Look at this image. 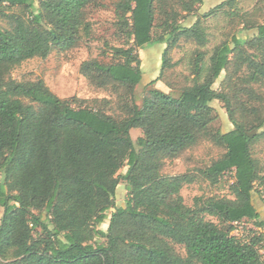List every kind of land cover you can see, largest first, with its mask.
Returning a JSON list of instances; mask_svg holds the SVG:
<instances>
[{"label": "trees", "instance_id": "1", "mask_svg": "<svg viewBox=\"0 0 264 264\" xmlns=\"http://www.w3.org/2000/svg\"><path fill=\"white\" fill-rule=\"evenodd\" d=\"M204 1L115 3L127 46L113 48V62L88 60L80 67L92 84L117 94L116 101L100 107L77 97L62 99L43 79L11 77L27 60L75 48L92 30L88 9L98 0H0V6L25 10L11 16L12 28L0 27V264L260 263L264 232L242 240L231 234L232 226L222 228L204 214L227 224L247 218L264 227L253 202L254 193H264V163L253 154L264 139V100L256 88L264 85V17L254 24L243 19L242 29L254 33H233L208 59L199 50L192 60L191 84L178 95L154 87L141 104L134 95L144 76L137 49L157 42L171 47L183 37L202 47L208 43L202 17L213 11L182 25L176 9L192 13ZM236 3L225 0L216 9ZM158 12L163 16L159 36ZM162 64L151 83L170 67L167 50ZM223 71L220 89H215ZM215 100L224 103L234 126L227 132L214 125ZM133 129L142 131L136 140ZM202 139L225 149L202 175L214 184L234 171V199L210 198L192 208L180 193L188 177L161 171L166 160ZM121 180L128 199L117 206ZM109 211L105 230L100 225ZM169 241L184 245L187 256L176 254Z\"/></svg>", "mask_w": 264, "mask_h": 264}, {"label": "rangeland", "instance_id": "2", "mask_svg": "<svg viewBox=\"0 0 264 264\" xmlns=\"http://www.w3.org/2000/svg\"><path fill=\"white\" fill-rule=\"evenodd\" d=\"M118 0H98L88 9V18L91 22L92 30L89 34L83 35L80 43L68 51H59L54 49L47 58L35 57L16 66L11 77L17 81H36L43 79L52 92L62 99L77 97L85 100L89 104L99 103L100 107H105L107 101L117 100V94L109 87H98L92 84L80 71L83 62L88 60H98L103 63L113 62V48L124 46L126 40L124 34L118 28L115 15V3ZM225 0H205L201 5H197L192 13L182 12L176 8L179 13L178 22L182 25L194 23L203 14L212 12L209 17H202V22L208 31V43L202 47L193 40L181 38L175 45L168 47L167 43L157 42L145 48L137 49L136 54L141 58V67L144 71L143 81L135 86L134 95L138 104L142 103L143 97L151 88H159L166 93L178 95L187 85H190L193 77L191 71L192 60L197 52H206V58L211 55L213 48L225 40H230L231 35L236 32H242L246 37L253 34L254 30H243V19H247L250 24L261 21L264 17V0H237L234 7L228 5L221 9L216 7ZM38 4V0H36ZM24 14L25 10L20 7H11L8 4L0 6V27L10 29L13 26L12 15ZM239 16H236L237 14ZM236 14V15H235ZM28 17V15H27ZM163 16L158 12L157 15V36L162 33L159 27ZM167 50L168 67L161 80H156L162 70L163 53ZM225 71L214 83L215 89H220L221 82L225 77ZM264 100V85L256 87ZM28 102V100H25ZM94 101V102H93ZM112 104L111 106H113ZM215 115L214 125L222 132L233 129V124L228 115L223 102L215 100L211 103ZM256 105H259L256 102ZM264 111V101L261 103ZM108 113H114L112 109ZM131 135L136 140L142 131L133 129ZM225 152L222 146H219L209 139H202L196 146L187 149L177 158L168 159L161 171L163 175L187 176L188 179L183 183L181 195L184 202L189 207L201 206L203 202L210 198H231V184L235 180L234 171L225 173L217 183L209 182L201 173V170L209 166L214 160ZM253 154L262 163H264V139L253 147ZM127 166L123 167L119 173L124 174ZM128 199L126 183L121 180L117 187L115 202L117 206H124ZM253 202L258 208L262 219L264 220V193L261 197L258 193L253 194ZM3 207L0 206V221L3 214ZM111 211L108 212V218L100 225L107 229L109 225ZM207 220L213 221L220 227L228 229L232 226L231 234L242 240L248 239L254 232H264V227H259L256 220L243 219L240 222L227 224L219 218L204 214ZM97 243L103 242V239L97 238ZM174 252L182 257H186L184 245L169 241ZM259 264H264V250Z\"/></svg>", "mask_w": 264, "mask_h": 264}]
</instances>
